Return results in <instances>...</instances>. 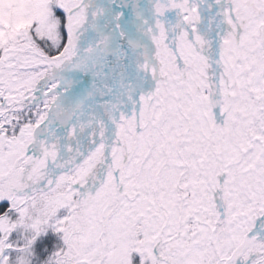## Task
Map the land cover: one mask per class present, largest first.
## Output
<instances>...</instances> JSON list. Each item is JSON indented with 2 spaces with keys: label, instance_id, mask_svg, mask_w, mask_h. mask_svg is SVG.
Here are the masks:
<instances>
[{
  "label": "snow or ice",
  "instance_id": "1",
  "mask_svg": "<svg viewBox=\"0 0 264 264\" xmlns=\"http://www.w3.org/2000/svg\"><path fill=\"white\" fill-rule=\"evenodd\" d=\"M0 264H264V0H0Z\"/></svg>",
  "mask_w": 264,
  "mask_h": 264
}]
</instances>
